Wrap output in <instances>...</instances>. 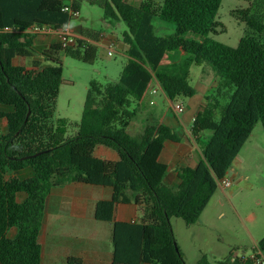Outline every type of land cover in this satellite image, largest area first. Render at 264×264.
<instances>
[{
    "label": "trees",
    "instance_id": "16d2710c",
    "mask_svg": "<svg viewBox=\"0 0 264 264\" xmlns=\"http://www.w3.org/2000/svg\"><path fill=\"white\" fill-rule=\"evenodd\" d=\"M256 1L232 12L250 34L231 48L211 38L223 32L217 21L222 0H140L138 7L124 0H0V105L13 109L0 112L7 129L0 135V264H41L37 237L45 201L53 188L66 183L111 190L109 200L97 203L95 216L112 223V264H186L171 219L194 225L258 122L264 132V0ZM82 3L102 10L108 23L125 25L127 59L117 82L104 89L90 82L80 121L72 125L75 134L65 138L52 124L63 83L58 57L43 53L51 65L34 61L31 70L14 60L33 57V36L24 31L68 25L72 18L63 9L78 12ZM153 17L171 25L173 33L157 35ZM179 48L180 60L165 63ZM50 51L91 65L97 50L77 40ZM205 65L218 83L191 128L195 136L209 132L200 145L202 160L195 168H177L179 185L170 187L163 183L167 166L158 158L166 141H178L175 134L152 114L139 137L129 129L153 81L168 101L188 99L195 95L190 68ZM97 146L114 151L118 160L95 158ZM25 168L32 177L12 176ZM131 202L141 210L138 222L113 221L115 206ZM257 249L264 254V237ZM66 264L84 263L70 257ZM196 264L253 262L232 255L210 262L201 254Z\"/></svg>",
    "mask_w": 264,
    "mask_h": 264
},
{
    "label": "crops",
    "instance_id": "0c3cea01",
    "mask_svg": "<svg viewBox=\"0 0 264 264\" xmlns=\"http://www.w3.org/2000/svg\"><path fill=\"white\" fill-rule=\"evenodd\" d=\"M124 1L133 7H138L140 4V0ZM151 23L155 32H159V36H167L173 33L174 28L171 25L172 28L169 24L162 22L156 17L152 18ZM69 28L75 41L79 40L88 45L94 43L97 46H106L109 42L121 45V52L127 59V46L124 42L120 44L112 36L108 37L105 34L91 35L83 28H72L70 24ZM188 37L194 38L197 36L190 34ZM54 45H58L56 36H33V57L30 59L21 57L16 58L14 64L23 66L27 70L34 68L32 65L34 61L39 63L40 67L49 66L51 64L49 60L46 59L45 55H43V52H47L50 57H58V59L59 55L62 53H52L50 49ZM182 55L183 49L179 48L177 52L170 55L165 60V63L168 61L176 63L180 60ZM199 67H203L202 71L195 77L194 84H190L195 90V95L188 99L176 101L183 104V112L181 114L174 113L172 109L174 103L168 101L160 91L155 94L152 93V91L156 90L158 87L155 81L151 83L141 102L142 105L148 106L151 110L153 106H157V97L170 104L169 113L163 112L158 107L153 111H156L159 124L169 128L178 139L176 142L166 141L158 158L160 163L167 166V173L163 179V183L174 188L179 185L175 170L181 167L195 168L197 166L199 161L202 160L200 145L208 136L206 133L195 136L192 134L191 128L196 114L205 106V97L214 91L218 83V78L209 67ZM191 76L192 74L190 72L189 82L191 81ZM12 110V107L0 105V112L10 113ZM189 116L190 120H188ZM6 131V120L0 119V135L5 134ZM250 137L247 139L242 149ZM241 151L235 160L240 159ZM94 157L111 162L118 160V156L114 151L103 146H97L95 148ZM235 160L227 173L232 184L236 178H239L238 181H240V179H248V177L243 174L241 166H239V168L234 166ZM240 164H242V159ZM32 175V170L30 168H25L22 171L14 173L12 176L19 180H25L32 177ZM230 188L231 187L224 189L217 186L216 192L203 210L199 219L191 227L195 225L207 227L206 225L209 219L203 218V215H205L204 213L210 203H213V208L216 210V218L218 219L226 217V212L223 209L226 203L230 204L232 209L236 211L230 199L238 195L240 189L232 191ZM228 196H230L229 199ZM110 197L111 190L108 188L88 186L79 183H66L53 188L45 201L41 229L37 237V244L40 248L41 264H66L67 259L70 257L78 258L84 264H112V223L98 221L95 216L97 203L109 200ZM224 199L226 201H224ZM17 200L22 202L24 200V195L19 194ZM141 216V210L131 202L127 205L120 204L115 206L113 221L133 223L138 222ZM252 226L250 230L246 228V226H244V228L252 244L251 250L254 252L257 248V243L264 237V220Z\"/></svg>",
    "mask_w": 264,
    "mask_h": 264
},
{
    "label": "rangeland",
    "instance_id": "374dc122",
    "mask_svg": "<svg viewBox=\"0 0 264 264\" xmlns=\"http://www.w3.org/2000/svg\"><path fill=\"white\" fill-rule=\"evenodd\" d=\"M155 1L160 2L161 0ZM251 3H257V1L222 0L217 13V21L223 26V32L211 36V38L220 44L235 48L239 40L249 35L250 32L244 24L235 19L232 12L246 9ZM262 20L264 22V14ZM70 26L83 28L91 35L112 36L120 44L123 43V33L127 31L122 22L108 23L104 19L102 10L86 3L80 4L79 16L71 20ZM222 30L219 29V32ZM155 33L160 35L159 32ZM194 39L200 41L199 37H194ZM91 45L97 50L96 58L91 65L69 58L61 52L59 55L58 65L62 69L63 83L56 101L52 124L54 129L61 132L65 138L75 134L72 125L80 121L90 82H97L103 89L108 83L117 82L126 61L121 52V45L117 43L109 42L106 46H97L94 43ZM108 51H111L110 55L107 54ZM202 69L203 67H191V85L194 84L195 77ZM156 104L157 106H153L152 110L148 106L142 105L138 118L129 129L132 137H139L144 121L149 114L157 118L156 111H153L156 107L165 113H169L170 104L168 102L157 97ZM188 120H190V116ZM205 133L209 134V132ZM240 156V159L235 160L234 166L237 168L241 166L243 174L248 179L238 181L239 178H236L234 183H231L230 189L232 191L240 189L238 195L230 199L236 211L232 209L230 204L226 203L223 207L226 217L218 219L213 203H210L204 213L205 215H203V218L209 219L207 227L200 225L186 227L181 219H171L175 243L184 255L186 264H196L201 254L205 255L211 262L223 260L229 255L236 258H246L252 253V244L244 226L250 230L253 224H259L264 220V132L260 122L254 126L251 137L242 149ZM241 159L242 164H240ZM224 201L226 200L224 199Z\"/></svg>",
    "mask_w": 264,
    "mask_h": 264
},
{
    "label": "built area",
    "instance_id": "2783aa9c",
    "mask_svg": "<svg viewBox=\"0 0 264 264\" xmlns=\"http://www.w3.org/2000/svg\"><path fill=\"white\" fill-rule=\"evenodd\" d=\"M63 11H68L72 19H76L79 16V13L77 11H70L68 7L64 8ZM24 33L31 36H56L58 44L63 49L69 48L76 43L74 36L72 35L69 28V24L63 25L58 29H53L51 27L34 26L24 31ZM107 54L110 55L111 51H108ZM158 91L161 92L159 86L156 90H153L152 93L155 94ZM172 109L175 114H181L183 112V104L181 102H174ZM217 186L224 189L229 188L231 186V179L226 175L224 178L217 181ZM247 258H249L253 262V264H264V254L257 248Z\"/></svg>",
    "mask_w": 264,
    "mask_h": 264
}]
</instances>
